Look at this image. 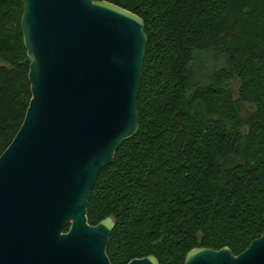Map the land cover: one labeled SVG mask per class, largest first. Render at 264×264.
Segmentation results:
<instances>
[{
    "label": "trees",
    "instance_id": "16d2710c",
    "mask_svg": "<svg viewBox=\"0 0 264 264\" xmlns=\"http://www.w3.org/2000/svg\"><path fill=\"white\" fill-rule=\"evenodd\" d=\"M106 1L144 20L147 44L139 128L100 170L88 223L114 220L111 264H183L197 246L240 253L264 231V0ZM22 10L0 0V153L31 95Z\"/></svg>",
    "mask_w": 264,
    "mask_h": 264
},
{
    "label": "water",
    "instance_id": "95a60500",
    "mask_svg": "<svg viewBox=\"0 0 264 264\" xmlns=\"http://www.w3.org/2000/svg\"><path fill=\"white\" fill-rule=\"evenodd\" d=\"M30 99L0 153V264H111L90 191L139 128L144 20L106 0H21ZM125 264H159L152 255ZM183 264H264V231L238 254L190 249Z\"/></svg>",
    "mask_w": 264,
    "mask_h": 264
},
{
    "label": "rangeland",
    "instance_id": "374dc122",
    "mask_svg": "<svg viewBox=\"0 0 264 264\" xmlns=\"http://www.w3.org/2000/svg\"><path fill=\"white\" fill-rule=\"evenodd\" d=\"M209 58L206 56H203L202 58H200L199 60H197L195 66H194V75L192 77V80H196V79H200L201 78V71L203 72V69L206 68V66L209 63ZM3 61L0 60V64H2Z\"/></svg>",
    "mask_w": 264,
    "mask_h": 264
}]
</instances>
